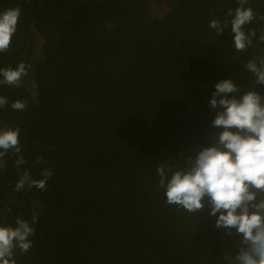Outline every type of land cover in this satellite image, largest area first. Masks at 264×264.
<instances>
[{
	"label": "trees",
	"instance_id": "16d2710c",
	"mask_svg": "<svg viewBox=\"0 0 264 264\" xmlns=\"http://www.w3.org/2000/svg\"><path fill=\"white\" fill-rule=\"evenodd\" d=\"M250 3L264 13V0ZM16 6L0 68L23 62L28 74L0 85V126H19L22 144L0 157V223L38 214L18 264H225L216 217L167 205L156 170L211 143L218 81L239 85L230 95L264 93L244 64L264 43L236 52L231 25L221 36L208 27L237 0H0V11ZM45 167L46 190H15Z\"/></svg>",
	"mask_w": 264,
	"mask_h": 264
},
{
	"label": "clouds",
	"instance_id": "9594fccd",
	"mask_svg": "<svg viewBox=\"0 0 264 264\" xmlns=\"http://www.w3.org/2000/svg\"><path fill=\"white\" fill-rule=\"evenodd\" d=\"M20 15L19 6L0 11V52L10 48ZM254 22L264 24V13L250 0H237L223 21L212 19L208 27L221 36L231 25L235 51L247 52L254 43H264V27H251ZM244 64L253 74L254 84L264 87V54L254 55ZM27 74L28 66L23 62L15 68H0V85L20 86ZM239 92V85L231 78L216 83L210 106L217 110L212 126L219 131L209 137L211 143L191 149L194 155H188L185 163L162 162L156 170L158 187L164 189L167 205L190 214L207 207L218 228L230 235L234 232L239 238L238 252L229 257L228 264H264V93L252 88L230 95ZM32 99L39 103L35 91ZM7 104V98L0 96V108ZM26 106L23 100L11 104L13 110ZM20 132L19 126H0V157L9 151L21 153ZM25 163L23 155L15 161L16 167ZM37 163L48 162L38 157ZM52 175L50 167L43 169L39 179L24 171L15 190L26 186L46 190ZM37 222L38 214L33 212L31 221L17 216L14 224L0 223V264H18L16 252L24 254L31 249Z\"/></svg>",
	"mask_w": 264,
	"mask_h": 264
},
{
	"label": "rangeland",
	"instance_id": "374dc122",
	"mask_svg": "<svg viewBox=\"0 0 264 264\" xmlns=\"http://www.w3.org/2000/svg\"><path fill=\"white\" fill-rule=\"evenodd\" d=\"M223 232H227L228 236L222 235V247L225 254V264H228L229 257L235 255L238 252L239 238L234 234H229L227 230L224 229Z\"/></svg>",
	"mask_w": 264,
	"mask_h": 264
}]
</instances>
